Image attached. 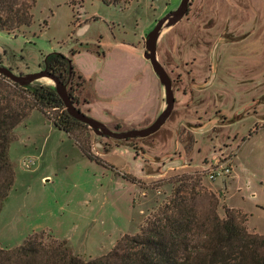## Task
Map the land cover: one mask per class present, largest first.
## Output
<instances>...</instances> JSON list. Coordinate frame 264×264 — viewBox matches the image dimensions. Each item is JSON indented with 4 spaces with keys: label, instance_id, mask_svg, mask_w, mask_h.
<instances>
[{
    "label": "rangeland",
    "instance_id": "rangeland-1",
    "mask_svg": "<svg viewBox=\"0 0 264 264\" xmlns=\"http://www.w3.org/2000/svg\"><path fill=\"white\" fill-rule=\"evenodd\" d=\"M180 2L36 0L29 26L0 32V63L30 74L44 56L81 51L71 64L85 81L88 105L77 108L93 109L87 115L112 130L146 127L157 115L154 98L160 93L161 106L164 101L143 57L145 37ZM89 48L105 59L95 63ZM157 57L175 105L156 134L117 142L90 129L77 132L88 158L54 127L52 111H33L14 130L8 150L14 183L0 211L2 249L43 234L93 260L138 233L184 176L198 182L196 191L216 195L220 218L227 209L239 212L248 232L264 235V0H191L186 16L161 35ZM97 143L106 154H96ZM220 156L231 160V173L209 180V164Z\"/></svg>",
    "mask_w": 264,
    "mask_h": 264
},
{
    "label": "trees",
    "instance_id": "trees-1",
    "mask_svg": "<svg viewBox=\"0 0 264 264\" xmlns=\"http://www.w3.org/2000/svg\"><path fill=\"white\" fill-rule=\"evenodd\" d=\"M35 1L0 0V32L14 33L29 26ZM100 1L111 5L126 0ZM70 64L71 60L60 54H50L44 61L45 68L62 83L68 82V86L76 76ZM77 81L78 88L83 89L82 77L78 76ZM67 91L74 105L80 101L72 97L70 89ZM36 110L45 116L54 112L49 117L54 127L69 134L83 153L92 158L87 144L77 135L88 127L68 116L51 88H22L0 76V211L14 183L8 158L13 132ZM128 141L132 140L119 142ZM182 178L171 198L159 206L138 233L122 236L104 255L88 260L75 255L66 240L35 234L13 250L0 247V264H264V235L248 232L246 218L239 212L227 209L225 217L220 218L216 195L196 191L198 182L191 176ZM183 185L189 189L185 190Z\"/></svg>",
    "mask_w": 264,
    "mask_h": 264
},
{
    "label": "water",
    "instance_id": "water-1",
    "mask_svg": "<svg viewBox=\"0 0 264 264\" xmlns=\"http://www.w3.org/2000/svg\"><path fill=\"white\" fill-rule=\"evenodd\" d=\"M191 0H181L179 6L169 12L166 16L160 19L154 28L146 35L144 44L143 57L151 66V69L156 76L163 95V105L158 112L155 119L146 127L139 129H130L127 131H117L108 128L105 124L95 120L87 114L77 109L68 95V82L62 83L56 76L50 73L47 68L35 73L30 74H15L12 70L4 67L0 63V76L6 78L10 82L18 85L19 87L26 88L33 83L47 79L52 83L51 89L57 94L62 101L65 111L72 119L85 125L92 131L98 138H108L115 141H126L133 139H145L156 134L169 120L175 105V97L172 89V83L166 70L158 61L157 45L161 35L168 29L178 24L187 14ZM90 52H103L97 48L84 49ZM71 67V64H70ZM71 70V69H70ZM70 80V74L68 81ZM203 128L201 131H205ZM96 154L104 155L107 153L105 146L97 143L94 146ZM162 173V172H161Z\"/></svg>",
    "mask_w": 264,
    "mask_h": 264
},
{
    "label": "built area",
    "instance_id": "built-area-1",
    "mask_svg": "<svg viewBox=\"0 0 264 264\" xmlns=\"http://www.w3.org/2000/svg\"><path fill=\"white\" fill-rule=\"evenodd\" d=\"M231 173V160L227 157H215L214 162L209 164L208 178L216 180L218 178L228 177Z\"/></svg>",
    "mask_w": 264,
    "mask_h": 264
},
{
    "label": "flooded vegetation",
    "instance_id": "flooded-vegetation-1",
    "mask_svg": "<svg viewBox=\"0 0 264 264\" xmlns=\"http://www.w3.org/2000/svg\"><path fill=\"white\" fill-rule=\"evenodd\" d=\"M71 51H75L76 52V54H74V55H71V54H69V56H64V55H62V54H60V53H51V54H60V55H62V56H64V57H66V58H69L70 60H71V58H74V56L75 55H77V54H79L81 51H77V50H71ZM70 51V52H71ZM50 55V54H49ZM48 56V55H47ZM47 56H44V58H43V60H42V63H41V65H39V67H38V69L35 71V72H39V71H41V70H43L44 68H45V66H44V61H46V57ZM35 72H33V73H35ZM17 74H25V73H23V72H16ZM68 78V77H67ZM72 82H71V85H69L68 86V89L67 90H69L70 89V92H71V94H72V97L73 98H81V95H82V88L80 87V88H78V82L79 81H77V77L75 76L74 78H72V80H71ZM81 100L79 101V102H77L76 104H75V107L77 108V106L78 107H80V105H81ZM78 109V108H77ZM104 138V137H103ZM105 139H108V138H105Z\"/></svg>",
    "mask_w": 264,
    "mask_h": 264
},
{
    "label": "crops",
    "instance_id": "crops-1",
    "mask_svg": "<svg viewBox=\"0 0 264 264\" xmlns=\"http://www.w3.org/2000/svg\"><path fill=\"white\" fill-rule=\"evenodd\" d=\"M98 54L96 55V57L94 58V61H95V63H98L100 60H103V59H105V55L106 54H104V52H103V54L101 55L100 54V52H97ZM82 54V52H80L79 54H77V55H75L74 56V59L75 58H77V56H80ZM95 55V54H94ZM98 61H97V60ZM118 62H120V61H118ZM149 66H150V64H149ZM150 68H151V66H150ZM152 70V69H151ZM153 72V71H152ZM154 74V73H153ZM155 76V75H154ZM155 79L157 80V78H156V76H155ZM157 87L159 88V91L161 90V88H160V85H159V82H158V80H157ZM162 96H160V93H159V98H154V104H155V106L157 107V114H158V112L160 111V109H161V101H162V98H161ZM80 100H81V104L83 105V102H86V103H84V106L88 103L85 99H84V97L81 95V98H80ZM88 105V104H87ZM90 112H93V109H91V108H89L88 109V111H87V114H90ZM91 115V114H90ZM92 116V115H91ZM157 116V115H156ZM155 116V117H156ZM94 117V116H93Z\"/></svg>",
    "mask_w": 264,
    "mask_h": 264
}]
</instances>
